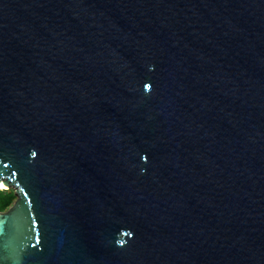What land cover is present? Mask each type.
Instances as JSON below:
<instances>
[{"label":"water","instance_id":"95a60500","mask_svg":"<svg viewBox=\"0 0 264 264\" xmlns=\"http://www.w3.org/2000/svg\"><path fill=\"white\" fill-rule=\"evenodd\" d=\"M1 183L0 264H264V0H0Z\"/></svg>","mask_w":264,"mask_h":264},{"label":"trees","instance_id":"16d2710c","mask_svg":"<svg viewBox=\"0 0 264 264\" xmlns=\"http://www.w3.org/2000/svg\"><path fill=\"white\" fill-rule=\"evenodd\" d=\"M16 199L14 192L0 190V212H7L15 204Z\"/></svg>","mask_w":264,"mask_h":264},{"label":"bare ground","instance_id":"6f19581e","mask_svg":"<svg viewBox=\"0 0 264 264\" xmlns=\"http://www.w3.org/2000/svg\"><path fill=\"white\" fill-rule=\"evenodd\" d=\"M0 188L3 189V190H8V187H7L6 184H4V183H1V184H0ZM1 189H0V190H1Z\"/></svg>","mask_w":264,"mask_h":264},{"label":"rangeland","instance_id":"374dc122","mask_svg":"<svg viewBox=\"0 0 264 264\" xmlns=\"http://www.w3.org/2000/svg\"><path fill=\"white\" fill-rule=\"evenodd\" d=\"M1 189V188H0ZM1 190H3V189H1ZM7 192H14L15 193V190L14 189H8V190H6ZM18 201V198L16 199V201H15V203Z\"/></svg>","mask_w":264,"mask_h":264},{"label":"snow or ice","instance_id":"6c2138e0","mask_svg":"<svg viewBox=\"0 0 264 264\" xmlns=\"http://www.w3.org/2000/svg\"><path fill=\"white\" fill-rule=\"evenodd\" d=\"M33 155H35V153Z\"/></svg>","mask_w":264,"mask_h":264}]
</instances>
